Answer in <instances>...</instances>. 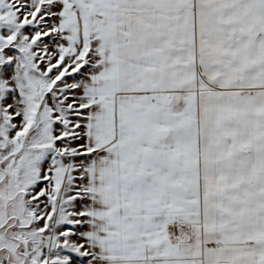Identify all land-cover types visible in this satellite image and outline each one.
Instances as JSON below:
<instances>
[{
  "label": "snow or ice",
  "instance_id": "snow-or-ice-1",
  "mask_svg": "<svg viewBox=\"0 0 264 264\" xmlns=\"http://www.w3.org/2000/svg\"><path fill=\"white\" fill-rule=\"evenodd\" d=\"M0 264H264V0H0Z\"/></svg>",
  "mask_w": 264,
  "mask_h": 264
}]
</instances>
